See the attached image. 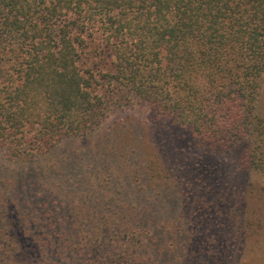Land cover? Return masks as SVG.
Instances as JSON below:
<instances>
[{"label": "trees", "instance_id": "1", "mask_svg": "<svg viewBox=\"0 0 264 264\" xmlns=\"http://www.w3.org/2000/svg\"><path fill=\"white\" fill-rule=\"evenodd\" d=\"M91 46L93 56H111L105 70L82 66ZM105 83L197 146L232 151L240 170L264 171V0H0L5 160L37 162L94 130L111 107L97 92ZM143 144L127 136L108 150L122 164L102 159L85 186L74 174L78 154L30 171L0 162V264L22 255L46 264L171 261L182 232L166 230L165 204L195 186L175 159L147 157Z\"/></svg>", "mask_w": 264, "mask_h": 264}, {"label": "rangeland", "instance_id": "2", "mask_svg": "<svg viewBox=\"0 0 264 264\" xmlns=\"http://www.w3.org/2000/svg\"><path fill=\"white\" fill-rule=\"evenodd\" d=\"M93 41L101 43V36L96 34ZM88 50L83 54L82 66H91L96 72L105 70L111 56H93L92 46ZM97 92L111 100V107L94 130L82 138L59 142L37 162L13 164L4 159L1 151L0 162L14 165L17 171L22 168L30 171L38 165L78 154L81 161L74 174L80 186H85L89 172L94 176L100 173L102 159L108 157L107 161L122 164L119 157L111 156L108 150L118 149L127 136H136L144 141V155L149 157L153 151L164 163L175 159L172 166L176 172L181 178H189L195 186L194 193L189 191L188 197L177 192L174 201L165 204L171 206L170 212L162 214L164 222L169 221L166 230L175 224L174 228L178 225L176 229L182 234L181 240L175 238L178 247L171 261L162 263L264 264V171L240 170L234 163L232 151H212L197 146L185 130L172 128L169 121L157 116L146 103L127 91L113 93L105 83L98 86ZM102 142L105 144L98 146ZM89 161L94 165L89 166ZM183 245L198 252L184 251ZM22 256L19 261L11 258L12 264H46L42 258Z\"/></svg>", "mask_w": 264, "mask_h": 264}]
</instances>
